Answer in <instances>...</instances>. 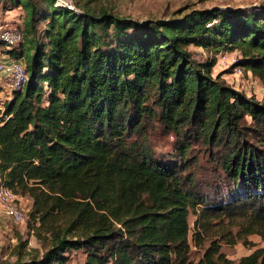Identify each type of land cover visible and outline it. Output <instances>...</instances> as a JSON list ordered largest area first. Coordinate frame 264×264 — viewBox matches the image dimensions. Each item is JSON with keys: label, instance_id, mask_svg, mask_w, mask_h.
I'll return each mask as SVG.
<instances>
[{"label": "trees", "instance_id": "obj_1", "mask_svg": "<svg viewBox=\"0 0 264 264\" xmlns=\"http://www.w3.org/2000/svg\"><path fill=\"white\" fill-rule=\"evenodd\" d=\"M95 1L74 12L0 0L23 11L22 41L2 54L27 75L0 110V177L30 200L42 246L12 264H66L75 252L82 264H264V248L236 262L222 252L264 241V99L190 49L237 52L264 84V4L136 20L90 10ZM201 149L222 174L210 194L194 171Z\"/></svg>", "mask_w": 264, "mask_h": 264}, {"label": "rangeland", "instance_id": "obj_2", "mask_svg": "<svg viewBox=\"0 0 264 264\" xmlns=\"http://www.w3.org/2000/svg\"><path fill=\"white\" fill-rule=\"evenodd\" d=\"M76 6L78 0H74ZM218 5L220 7H235L240 5L239 2L233 0H204L198 3V0H97L88 3L87 7L90 10L98 12L106 10L117 16L129 17L136 20H144L147 18H159L169 16L174 10L181 7H211ZM78 9L80 7L77 6ZM23 11L20 8L2 9L0 5V29L21 27L23 20ZM0 48L3 45L0 44ZM2 50H6L3 48ZM192 55L198 62L215 60V56L204 48L191 46ZM2 54V53H1ZM223 65H214L212 69L213 75H224V81L227 84L232 83V76L228 70L223 69ZM223 69V70H221ZM241 83L238 84L242 90L254 96L258 101L264 99V84L252 77L244 76ZM12 84L7 78H0V110L3 103L11 96ZM154 139L157 142V150L167 152L170 149L168 144L171 139L154 134ZM160 148V149H158ZM202 153L197 151L196 164L194 171L197 173V181L203 186L204 192L210 194L208 185L210 183L219 182L222 177L221 171L214 163L217 159L216 155L207 152L208 149H201ZM214 163V164H213ZM215 184V183H214ZM213 185V184H212ZM22 205L26 211L25 221L20 225H13L0 215V264H12L18 258L19 253H26L30 249L41 250V241L36 235V227L28 218V212L31 203L27 199L23 200ZM194 217L189 216V224L192 225ZM23 244L24 247L20 245ZM256 248H264V241L258 236L252 235L247 237L246 242H238L234 246H222V252L232 261L236 262L239 258L248 255ZM200 252L195 249L191 251V258L197 260ZM25 257V256H24ZM84 256L81 252L70 253L66 264H82Z\"/></svg>", "mask_w": 264, "mask_h": 264}, {"label": "built area", "instance_id": "obj_3", "mask_svg": "<svg viewBox=\"0 0 264 264\" xmlns=\"http://www.w3.org/2000/svg\"><path fill=\"white\" fill-rule=\"evenodd\" d=\"M55 5L66 8L67 10L78 12V8L74 0H54ZM215 22V21H214ZM210 26V24H208ZM22 41V32L19 29L4 28L0 30V44L6 49H12L19 45ZM215 56V63L223 65V69L228 70L232 76V87L242 90L238 86L243 77L249 76L254 78L250 72L245 71L243 67L237 65L238 53H226V51H219ZM0 77L8 78L12 84V90H22L27 82V75L24 71V66L18 61H13L9 58H2L0 55ZM257 80L256 78H254ZM243 91V90H242ZM246 93V92H245ZM248 96L251 94L246 93ZM28 199L15 195L9 188L2 184L0 177V215L13 225H20L24 222L26 211L22 205V201Z\"/></svg>", "mask_w": 264, "mask_h": 264}, {"label": "crops", "instance_id": "obj_4", "mask_svg": "<svg viewBox=\"0 0 264 264\" xmlns=\"http://www.w3.org/2000/svg\"><path fill=\"white\" fill-rule=\"evenodd\" d=\"M233 1H236V2H239L240 3V5H237L238 7H242V6L248 7V6H254V5L264 4V0H233ZM3 48H0V55L2 56V58H7L6 55L1 54ZM226 53L232 54L234 52L233 51L232 52L226 51ZM221 70H223V69H221ZM221 78H224V75L221 74ZM27 201L30 202L29 199H27Z\"/></svg>", "mask_w": 264, "mask_h": 264}, {"label": "water", "instance_id": "obj_5", "mask_svg": "<svg viewBox=\"0 0 264 264\" xmlns=\"http://www.w3.org/2000/svg\"><path fill=\"white\" fill-rule=\"evenodd\" d=\"M242 7H246V6H242ZM224 9H231L232 7H223ZM241 8V7H240Z\"/></svg>", "mask_w": 264, "mask_h": 264}]
</instances>
